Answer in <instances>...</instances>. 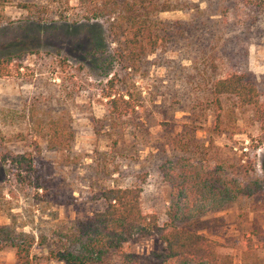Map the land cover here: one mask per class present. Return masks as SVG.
I'll list each match as a JSON object with an SVG mask.
<instances>
[{
    "label": "rangeland",
    "instance_id": "rangeland-1",
    "mask_svg": "<svg viewBox=\"0 0 264 264\" xmlns=\"http://www.w3.org/2000/svg\"><path fill=\"white\" fill-rule=\"evenodd\" d=\"M188 1L203 12L169 11L158 16L184 21L187 42L178 41L164 53L149 55L136 72L121 71L116 59L108 57L115 46L104 19L76 18L79 21L73 22L74 14L81 12L78 0H68L67 21H57L52 14L46 21H35L17 5L33 2L40 6L45 0H13L0 6V57L16 56L12 75L0 78V264H16L10 242L20 233L35 238L36 256L43 257L50 248L63 244L77 251L79 244L64 236L79 219L104 207L99 189L133 185L142 176L141 210L155 213L163 224L170 188L162 181L159 167L185 156L172 142L192 138L191 131L199 145L210 146V157L232 164L236 172L237 165H252L254 171L247 179L264 183V130L254 121L251 109L236 108L223 99L222 132L217 133L214 111L198 106L189 81L188 58L198 48L192 38L195 27L203 40L198 45L208 44V32L219 36V43L231 40L225 56L215 60L218 75L231 67L247 70L264 102V11L256 12L244 0ZM60 57L68 63L69 80L62 86L60 68L53 62ZM114 73L125 79L124 85L110 88ZM125 89L138 98L140 106L121 125L111 128L104 95ZM54 130L63 138L72 134L69 149L50 148L48 139ZM5 151L30 154L34 169L4 162ZM37 174L42 182L38 189L28 184ZM177 226L217 240L219 264H264L260 246L264 238L255 234H264V192ZM249 239L253 248L248 246ZM163 251L160 240L145 238L124 243L118 252L94 264H121L131 257L165 264ZM48 264L62 263L53 260Z\"/></svg>",
    "mask_w": 264,
    "mask_h": 264
},
{
    "label": "trees",
    "instance_id": "trees-1",
    "mask_svg": "<svg viewBox=\"0 0 264 264\" xmlns=\"http://www.w3.org/2000/svg\"><path fill=\"white\" fill-rule=\"evenodd\" d=\"M13 0H0V6L12 4ZM244 3L256 12L264 11V0H244ZM17 5L29 12L35 21H46L52 14L57 21L69 20L68 11L71 7L68 0H45L37 6L33 2H22ZM51 6V7H50ZM50 7V9H49ZM80 13L74 14L75 21L104 19L107 34L114 43V48L108 57L116 59L120 70L136 72L147 61L149 55L157 56L164 53L172 44L187 42L184 34L185 22L181 20L160 19L162 12L192 10L202 13L197 4L188 0H78ZM211 15V14H210ZM78 18V19H76ZM79 21V20H78ZM210 23L213 21L209 20ZM227 22V21H225ZM224 22V23H225ZM223 25V24H222ZM205 24L201 29L205 28ZM199 29L194 28L193 41L196 40L197 51L190 60L191 73L189 81L192 85L198 106L204 110H213L217 133H221V114L223 99L231 102L232 106L240 109L249 108L254 121L264 130V102L250 72L240 71L231 67L223 76L218 75L215 60L225 56L226 45L219 43V36L210 34L206 46L198 45L202 41ZM200 32V31H199ZM204 32V31H203ZM204 36V34H201ZM103 52V49L99 50ZM57 55H59L57 53ZM111 55V56H110ZM16 57V56H15ZM15 57H0V78L12 75L11 64ZM106 60V59H105ZM112 60V58H111ZM59 70V85L62 86L67 77V59L60 57L53 61ZM110 88L124 85L125 79L114 73L109 79ZM71 97V93H67ZM106 118L111 128H117L123 121L136 112L139 107L138 98L129 90L105 93ZM192 138L174 139L172 145L185 156L175 162H167L159 167L163 182L169 185V199L165 208L166 221L159 223L158 216L153 213H143L140 207V182L129 186H105L98 191V198L104 203L100 210L77 221L76 226L68 235L66 241L79 244L77 251H72L66 244L50 248L43 257L33 254L35 238L26 233L11 239L14 247L16 264H48L57 261L62 264H94L101 258L118 252L124 243L147 238H157L164 244L161 253L165 264H219L217 257V240L195 230L177 226L180 221L190 220L196 216L215 211L240 198H253L263 195L264 183L255 179H247L254 167L234 166L224 161H217L208 155V148L202 147L193 140L194 132H189ZM69 137L63 138L57 130L49 137L50 148L67 150L70 147ZM197 152L201 156L196 157ZM4 162L10 161L17 166L32 171L33 160L30 154H14L5 151L2 155ZM37 173V172H36ZM32 188H42L39 174L28 183ZM47 193V190H44ZM264 238V234L255 233ZM249 248L254 244L249 239ZM264 248V239L260 243ZM121 264H157L153 261H141L136 257L123 259Z\"/></svg>",
    "mask_w": 264,
    "mask_h": 264
}]
</instances>
